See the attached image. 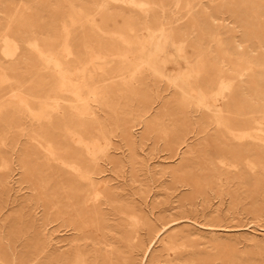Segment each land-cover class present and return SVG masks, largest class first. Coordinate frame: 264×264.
Instances as JSON below:
<instances>
[{
    "label": "rangeland",
    "instance_id": "rangeland-1",
    "mask_svg": "<svg viewBox=\"0 0 264 264\" xmlns=\"http://www.w3.org/2000/svg\"><path fill=\"white\" fill-rule=\"evenodd\" d=\"M17 1L15 6H1L0 36L8 16L15 13L25 17L17 19L11 29L17 33L22 60L7 69L9 81L0 85V94L7 98L18 87L27 90L48 85V70L21 43L26 38L22 34L24 26L34 24L37 34L56 44L62 24H66L73 49L82 59L87 52L83 45L108 54L106 67L89 69L93 71L92 80L103 88L105 99L92 108L93 118L82 121L88 129L86 135H95L94 129L101 128L110 144L99 155L94 174L101 186L95 200L98 212L87 217L85 224H78L79 243L69 247L77 242H73L74 232L66 223L68 210L75 190L81 187L62 181L56 173L61 172L58 166L47 161L24 134L0 127L4 141L0 156L11 161L0 170V263H72L78 252L86 264H264V165H257L255 178L245 168L240 177L230 169V173L221 175L212 171L207 159L215 162V142L213 138L201 141L204 133L197 138L203 125L192 113L194 107L180 97L179 90L147 69L124 86V70L117 53H122L125 46L109 35L125 31L128 24L135 29L144 23L150 27L170 24L176 38L186 40L188 49L204 53L206 72L210 73L204 77L209 80L217 68L225 72L230 68L228 63H235L236 51L231 49V59H225L226 66H221L219 51L207 31L192 30V17L196 15L210 30L224 32L227 41L237 40L243 48L251 46V55L263 68V56L256 44L261 42L264 51V0H181L177 6L173 0H150L154 5L144 9L107 0L101 12L99 6L104 0H43L32 11L25 7L33 4L25 6ZM185 1L190 2V8ZM80 10L99 15L100 26L108 35L96 32L84 21L78 24L75 15ZM206 12L230 25L231 18L240 17L246 29L244 39L240 40L239 32L230 31V25L218 24L215 29L207 21ZM141 33L146 35L143 30ZM166 53L170 55L172 49ZM9 63L0 53V65L8 67ZM164 69L174 72L178 66L169 58ZM262 91L259 98L264 96ZM20 124L30 125L24 119ZM86 161L82 154V165ZM230 163L236 162L230 159ZM133 218L135 225L130 222Z\"/></svg>",
    "mask_w": 264,
    "mask_h": 264
},
{
    "label": "bare ground",
    "instance_id": "bare-ground-1",
    "mask_svg": "<svg viewBox=\"0 0 264 264\" xmlns=\"http://www.w3.org/2000/svg\"><path fill=\"white\" fill-rule=\"evenodd\" d=\"M15 1L0 0V12L1 6L5 4L15 6L19 3ZM42 1L21 0L20 2L25 6L28 3L33 4V7H25L26 10L32 11L36 8L34 5L42 4ZM113 1L138 9L154 5L150 0ZM107 2L104 0L99 6L100 12L105 9ZM173 2L177 6L181 0H173ZM185 5L187 9L191 6L189 1H185ZM245 5L244 1L243 6ZM210 13L206 12L205 16L211 26L230 25L226 20L215 18ZM32 15L30 18L34 19L35 15ZM75 17L78 24L84 21L96 32L108 35V32L100 26L99 15L87 14L80 10ZM17 19L25 20V17L15 13L8 16V23L0 36V53L3 58L11 62L7 65L8 67L0 65V85L9 81L7 69L15 67L22 60L19 57L20 44L16 39L17 33L11 31ZM164 23L157 27L156 25L150 27L144 23L140 29H135L128 24L125 25L123 32H110L109 35L116 37L125 46L122 53H117V57L121 60V70H124L123 75H125L123 85L126 86L127 81H133L141 70L147 69L171 88L179 90L180 97L194 107L195 110L192 113L198 115L197 122L203 125V130L197 133V138H199L198 134L204 133L201 141L213 138L215 142L213 152L215 162L211 160L212 158L207 159L213 167L212 171L221 175V172L230 173L231 170L235 177H240L242 168H245L255 178L257 165H264V96L259 98L264 89V66L261 68L256 63V56L251 55L253 51L251 46L243 48L237 40L227 41L222 35L224 32L210 30L209 26L201 24L199 17L195 15L192 17V30L196 27L197 30L201 28L205 33L207 31L208 37L219 51L221 66H226V61L231 59V49L236 51L235 63H228L227 65L230 66L228 70L224 72L217 68L215 72L213 71V75L211 74V78L205 80L210 73L206 72L208 68L204 53L191 47L188 49L186 40L176 38L171 25H164ZM184 23L181 22V24ZM24 27L22 34L26 35V38L21 40V43L33 52L42 67L48 70L49 81L48 85L42 88L32 87L27 90L23 87L15 88L7 98L0 94V127L6 128L7 131L15 128L24 134L38 147L47 161H52L58 166L61 172L56 173L62 181L73 182L76 183L75 186L81 187V189L78 188L80 190H75L73 202L69 205V220L66 221L68 227L74 232L73 242H77L75 244L71 242L69 247H76L79 243L78 224H85L87 217L96 216L98 212L95 200L101 186L95 181L94 174L98 170L99 155L103 154L110 144L101 128L94 129L95 135H86L88 129L82 121L87 117L93 118L92 108L98 107L105 99L103 88L92 80L93 71L89 69L102 70L106 67L108 54L93 52L89 50V45H83L87 52L86 59H82L73 49V38L66 24H62L61 37L56 44L42 33L37 34L34 24ZM229 28L230 31L233 29L240 33V40L244 39L246 29L240 17L231 18ZM142 30L146 35H142ZM256 45L264 62L263 45L261 42ZM168 48L172 49L170 55L166 53ZM238 51L242 54L237 55ZM169 58L177 64V71L170 72L164 69ZM258 102H262L263 106H260ZM22 119L29 122L28 128L20 124ZM207 129H210V133L204 132ZM3 145V138H0V146ZM70 146L77 149H72ZM81 152L87 157L86 164L83 163V165ZM230 159L236 163H230ZM9 162L11 161L1 155L0 170L7 168ZM57 214L60 215V213ZM130 222L133 225L137 223L134 218ZM62 264L86 263L82 255L76 252L74 262L69 263L63 260Z\"/></svg>",
    "mask_w": 264,
    "mask_h": 264
}]
</instances>
